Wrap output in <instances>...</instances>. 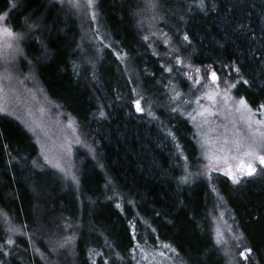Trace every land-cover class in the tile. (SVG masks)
<instances>
[{
    "label": "trees",
    "instance_id": "16d2710c",
    "mask_svg": "<svg viewBox=\"0 0 264 264\" xmlns=\"http://www.w3.org/2000/svg\"><path fill=\"white\" fill-rule=\"evenodd\" d=\"M14 2L13 10L0 0V9L10 12L14 31L27 35L31 28L23 46L26 59L48 96L77 121L96 157L80 158L75 186L40 166L33 136L0 115V244L9 236L16 242L0 260L138 264L137 245L153 249L163 243L173 248L176 263L225 264L212 222L223 209L245 238L242 244L253 249L251 264H264V172L239 185L221 174L210 180L197 176L193 127L180 111H172L180 106L172 97L189 86L177 56L219 73L243 64L252 83L238 84L234 96L248 98L254 111L264 102V0H205L209 9L217 6L207 13L195 7L198 0H158L167 16L171 58L144 39L135 18L138 0L98 1L107 47L86 56L79 50L81 28L64 9L50 0ZM118 53L126 54L123 62ZM137 93L155 119L135 111ZM192 169L196 176L180 183ZM10 226L23 235L8 232ZM65 237L72 243L53 250Z\"/></svg>",
    "mask_w": 264,
    "mask_h": 264
},
{
    "label": "rangeland",
    "instance_id": "374dc122",
    "mask_svg": "<svg viewBox=\"0 0 264 264\" xmlns=\"http://www.w3.org/2000/svg\"><path fill=\"white\" fill-rule=\"evenodd\" d=\"M50 1L64 9L79 24L83 35L79 46L81 54L84 56L92 53L99 54L107 47L100 34L99 0H94V4L90 8L87 7L86 0H79L78 8L74 7L70 0ZM138 1L140 7L135 13V18L138 27L144 33V37H149L147 42L150 44V47L157 52H161L163 56L173 57L171 54L172 40L164 25L167 16L162 14L163 8L158 0ZM153 4L155 7H152ZM28 32L31 33V28L27 30V35L17 32L23 38L11 41L14 45L12 49L4 46L6 38L5 40H0V109L4 110L0 112V115L18 122L33 136L39 147L40 166H45L55 171L64 181H68L76 186L78 184L80 158L85 156L95 159L96 154L82 133L77 121L58 103L54 102L41 86L33 63L25 57L23 46L26 37L29 35ZM165 33L170 38V43H165ZM177 65L183 70V73L188 72L193 76L196 75L192 69ZM193 68L196 67L193 66ZM201 70L200 75L203 77L204 68H201ZM212 70L215 69L212 67ZM216 72L222 81L231 72V68L225 69V73ZM232 75L235 74L232 73ZM188 82L189 86L186 90H178L180 93V97L178 98L180 106L178 109L187 118L194 130L195 142L198 148V161L195 164L194 170L197 168L198 174L196 175L203 176L208 180L211 179H209V176L212 177L214 174L225 176L222 170L208 173L205 165L209 161L204 159L203 153L205 149L201 148L203 140L207 139L208 143L205 145V148L211 153L220 147L219 142H222L225 138L230 141L233 139L246 140L251 138L252 133L258 128L261 132H264V127L253 124L252 129L249 130L246 120L241 118L240 113L234 110L229 111L231 105H229V108H225L219 97L216 98L215 103L204 98L206 93L215 90L211 84L210 76L207 80H202V84L207 83L208 87H202L201 85L193 86L194 82L192 80H188ZM224 87L225 85L221 82L218 90L222 91ZM231 95L239 99L234 96L233 89ZM198 97L201 98L199 104L196 103ZM185 101H190V103H185ZM141 105L144 111L139 113L148 114V106H145L142 100ZM204 108H207L209 112L205 113L204 117L197 115ZM189 113L196 116L195 121L189 118ZM209 113H215V115H210ZM253 119L264 120V116L257 112ZM42 152L43 155L41 154ZM216 154L220 155V153ZM45 155L51 163L45 162ZM53 164H59L60 168H63L64 171L53 167ZM194 170L192 169V173H189V176H196L193 173ZM201 173L208 174L201 175ZM261 173V168L257 163V174L253 177H257ZM212 222L214 241L225 264H251L252 255L250 261H240L239 259L238 252L241 249L237 247V240L235 238L241 234L229 221L227 211L223 209L218 210L213 216ZM218 240L220 243H217ZM164 245L167 244L160 243L157 246H153V249L137 247L134 252L136 262L138 264H181L175 262L176 253L173 248L171 246L166 248Z\"/></svg>",
    "mask_w": 264,
    "mask_h": 264
},
{
    "label": "snow or ice",
    "instance_id": "6c2138e0",
    "mask_svg": "<svg viewBox=\"0 0 264 264\" xmlns=\"http://www.w3.org/2000/svg\"><path fill=\"white\" fill-rule=\"evenodd\" d=\"M70 2L73 4L74 7H79V0H70ZM87 7H92L94 4V0H86ZM18 5L14 2V0H7L6 8L15 9ZM152 7H155L153 4ZM195 7L199 8L202 12L207 13V11H215L217 6L216 4H213L212 8L209 9L205 3V0H198V3L195 5ZM0 40H5L6 42L4 44L5 47L12 49L14 47L13 43L11 41H16L19 39H22V35L15 32L13 27L9 26L10 23V12L4 9H0ZM245 29V25L241 24L239 25L240 31H243ZM155 35V33H153ZM165 36V43H170V38L167 37V34H164ZM144 39L147 41L149 39L148 36H145ZM183 41L191 44V40L188 34L183 35ZM18 50V49H17ZM174 52H179L178 48L173 49ZM117 59L123 60L126 59V54L120 55L117 54ZM264 59V58H262ZM176 64L181 65L184 68L192 69V71L195 72V76L191 75L188 72H184L183 75L188 79L192 80L194 82L193 86L201 85L202 87H208L207 83L202 84V80H207L210 76L211 84L214 86L213 91H210L205 94L204 98H207L210 101H213V103L216 102V98L219 97L222 104L225 108H229V105H231V108H229V111L234 110L237 113H240L241 118L246 120L249 130L252 129V125H259L261 127H264V120H255L253 119L257 112H259L260 115L264 116V102H260L254 111L253 108L250 106L249 100L246 97H239V99L234 98L231 95L232 89H235L238 84L242 85H249L251 86V81L249 79H246L244 76V65L241 63H233L230 65L231 72L227 74L226 78H224L221 81V78L217 75V72L215 70H212V65H206L204 66V76L201 77V68L196 67L193 68L191 64H186L184 60H182L179 56L175 58ZM174 70L173 67H166L165 71L171 73ZM234 73L235 75H232ZM223 83L225 85L224 89L222 91H219L220 83ZM261 88H264V83L261 84ZM139 96L138 99H135L132 101V104L135 108L136 112H143L144 109L141 105V100H143V97L140 96L139 93H137ZM180 97V93L176 92L175 95L172 97L173 101L178 99ZM201 98H197L196 103L199 104ZM185 103H190V101H185ZM3 109H0V112H3ZM173 112L179 111L178 108H173ZM209 110L207 108H204L202 111L198 112L197 115L204 117L205 113H208ZM7 114V113H6ZM149 115H153L151 111L148 112ZM210 115H215V113H209ZM100 116L104 117L105 113L103 111L100 112ZM189 118L193 121L196 120V116L192 115L191 113L188 114ZM153 118L156 117L153 115ZM207 122V121H205ZM199 127V125H198ZM169 135H174L173 133L169 132ZM206 135V134H205ZM208 143L207 139L205 138L203 142L201 143V148L205 149L203 155L204 159L208 160L209 163L205 165L206 169L208 170V173L211 171H217L222 170L223 174L231 179L232 183L235 185H239L242 183V180L244 177H253L257 174V163L259 164L261 171L264 172V132H261L259 128L252 133L251 138L246 140L241 139H223L220 143V147L215 149L213 152L209 153L207 149L205 148V145ZM179 147V145H177ZM216 153H220V155H217ZM43 155V152L41 153ZM46 163H51V161L48 160V157L45 155L44 157ZM187 159V158H185ZM38 162L33 161V166H37ZM53 167L59 168L61 171H64L63 168H60L59 164H53ZM208 173H201V175H207ZM189 173H185V175L180 177V183L187 184L189 182L188 177ZM211 177L209 176V179ZM75 179V178H74ZM117 208L120 207L119 204L116 205ZM5 220L7 221V217H5ZM8 232L13 233L15 235H23V232L19 229L10 226L7 229ZM237 240V247L241 249L238 252V256L240 261H250L251 255L253 252V249L250 247L244 246L241 241H243L245 238L243 235H240L235 238ZM16 242L14 239H12L11 236H9L3 244H0V253H2L5 257L9 255L8 251H5V248L8 246L14 245ZM72 243V237H65L62 241H58L54 244V249L60 248L63 249L67 247L69 244ZM217 243H220L218 240ZM139 247V245H137ZM164 247H170L169 245H164ZM94 251V250H90ZM97 255H102L100 253H95ZM162 255V253H161ZM0 264H5L3 260H0ZM93 264H95V261H93ZM104 264H108V261H105Z\"/></svg>",
    "mask_w": 264,
    "mask_h": 264
}]
</instances>
